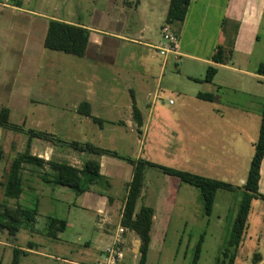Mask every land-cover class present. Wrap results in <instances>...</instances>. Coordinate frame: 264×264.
<instances>
[{
	"label": "rangeland",
	"instance_id": "rangeland-1",
	"mask_svg": "<svg viewBox=\"0 0 264 264\" xmlns=\"http://www.w3.org/2000/svg\"><path fill=\"white\" fill-rule=\"evenodd\" d=\"M67 1L25 0L24 7L53 12L58 7L63 9L66 3L69 6V2L73 0ZM81 1L78 0V8L82 7ZM193 1L186 21H179L174 25L180 32L179 42L182 48L179 50L182 53L177 57L168 54L165 67L154 70L153 87L161 86V90L159 94L152 93L147 98L152 108L145 109L143 132L137 134L129 128L124 130L125 138L118 152L223 180L231 183L234 190L218 188L212 212L207 214L200 188L181 181L176 175L165 174L156 167H148L149 180L142 189L140 199L155 203L164 197L165 205L167 204V216L162 219L163 235L158 243L159 249L152 256L155 264H189L200 241L202 250L198 264H228L229 256L235 251L233 248L226 251L227 235L239 208L241 193L255 153L264 105V0H233L244 3L240 6L242 9L237 19H232V23L227 19L224 21V10L229 7L230 0ZM4 17L2 15L0 18V45L4 49L8 47L9 53L5 50V56L0 47V108L9 100V95L6 94L9 92V81L10 85L14 81L5 57L9 58L8 62L13 60L16 64L13 58L21 41L17 37L19 29L10 28ZM236 30H239L238 35ZM234 43L235 51L229 63L233 62L234 67L221 68L213 78L215 84L208 85L204 80H189L190 75L199 80L204 79L209 65L188 58L184 52L202 56L215 46L224 44L234 47ZM46 51L40 62L32 102L28 107L24 103L22 111L15 108L11 121L26 128L44 129L38 123L39 115L46 114L47 121L53 125V118L56 116L54 128L59 136L64 139L73 138L81 144L87 143L89 141H86V135L89 133H86L81 124H77L78 134L70 136L71 133L66 128H69V116L72 113L63 106L71 98L70 89L72 83H75L73 74L81 68H76L77 60L65 56L67 53L63 51ZM153 51L160 53L159 49L157 52ZM50 55H57L55 61ZM159 55L165 57L161 53L157 56ZM75 57L79 59L78 56ZM219 82L231 86L220 91L221 101L204 100L195 96L196 90L216 93L215 86ZM19 86L21 87V81L18 82ZM16 91L17 94L10 95V105H17L14 101L16 95L22 97L20 91ZM61 115L63 117L59 118ZM24 117L28 120H22ZM81 131L85 132L80 135ZM27 138L25 133L0 126V208L2 205L28 208L38 206L37 223L30 228L31 231L28 227H22L13 236L7 229L0 228V264H12L16 255L15 248L27 250L19 253V264L103 262L99 256V241L94 240L99 237L100 229L106 227L105 223H98L94 210L81 206L82 198L72 188L47 183L42 179L43 175L53 173L49 164L41 168L24 164V192L18 198L5 197L4 182L11 163L15 156L25 150ZM45 141L48 143V140ZM48 144L52 149L46 150L51 154L49 159L52 161L82 167L85 160L94 156L90 151L82 153L79 148L69 144L55 145L51 141ZM31 149L35 153L43 151L38 144L33 143ZM117 190L123 195L125 189L121 187ZM260 191L264 193V165ZM50 217L62 218L69 223L66 230L56 237L48 233ZM124 249L122 264H130L131 258H126V254H130L126 242ZM225 251L228 257L224 256ZM258 257L264 258V199L255 197L251 202L246 232L236 250L234 264H264V260H259Z\"/></svg>",
	"mask_w": 264,
	"mask_h": 264
},
{
	"label": "crops",
	"instance_id": "crops-1",
	"mask_svg": "<svg viewBox=\"0 0 264 264\" xmlns=\"http://www.w3.org/2000/svg\"><path fill=\"white\" fill-rule=\"evenodd\" d=\"M230 1L229 7L227 6L228 8L224 10V21L228 20L232 23V19L233 21L237 19L241 12L242 8L240 6L244 2ZM81 2L82 7L80 8H78V0H73L69 2V6L66 3L63 9L58 7L53 12H46L24 7L25 0H15L14 2L0 0V18L2 15H5L4 18L7 20L9 27L19 29L17 37H20L21 40L18 43L16 56L13 58L16 64L13 60L8 62V57H5L6 64H9V73L14 77V81H12L11 85V81H9V92L6 93L7 96L9 95V100L3 106L9 107L12 111L11 115H13L15 108L22 111L21 109L24 103L28 107L32 102L31 96L36 85V78H39L42 55L48 49L44 46V41L50 19H61L84 26L90 30L89 43L84 56L77 59L75 55H65L75 58L73 60H77L75 63L76 68H81V72L78 70L73 74L75 83H72L70 89L71 98L69 103L63 105L65 109H68L72 113L69 116V128L66 129L71 133L70 136H73L74 133L78 134L79 129L77 128V124H81L86 133H89V135H86V141L96 146L109 148L118 152L119 146L125 138L124 130L129 128L132 132L140 133L138 131L137 121L133 117L134 103L141 111L144 120L145 109L152 108L147 98L152 93L154 95L160 93L161 86L159 88L153 87L154 70L158 67L163 69L168 62V58L161 57L160 55L157 56L160 54L157 50L162 39L161 29L166 22L170 0H82ZM193 2L192 0L188 6L187 15ZM187 15L183 22L186 21ZM172 25L180 36L179 30L174 26L175 23ZM238 31L236 30V35H238ZM181 48L182 45L180 44L179 49ZM215 48L216 46L202 56L195 55L191 52H184V55L207 66H216L218 69L217 73L221 68L234 67L232 65L233 62L229 64L232 58L226 63L213 61L211 57ZM1 49L6 56L9 48L6 47L4 49L2 45ZM233 49L235 51V43ZM180 53L182 52L179 50L178 54L173 55L177 57ZM49 57L55 61L54 58L57 55H50ZM84 70L85 72H83ZM188 78L192 82L203 81V78L199 80V78L191 75ZM158 80H160V74ZM19 81H21V87H18ZM207 84H215L214 79ZM228 87L230 88L231 86H227L224 82L216 84V93H213L216 95L215 99L221 101L220 91ZM16 90L20 91L19 93L22 94V97L16 95L14 101L17 105L13 104V102V105H10V95L17 94ZM199 92L209 91L196 90L194 93L197 98H199ZM82 101H88L92 115L101 119L103 122L99 123L94 121L92 117L79 113L78 107ZM19 103L21 106H19ZM44 115H39L38 123L42 124L44 128L39 130L58 135L59 133L54 128L57 117L54 116L53 125L49 124L46 118L47 115ZM62 115L59 118L64 116ZM24 119L28 120L27 117H24L22 120ZM30 119L34 120V118ZM39 124L36 125L39 126ZM143 127L144 124L141 127L142 132ZM45 128L48 129L46 130ZM85 131H81L82 133L80 135ZM65 140L71 141L73 138H66ZM48 143L41 138L34 139L33 144H38L43 151L40 153L32 152L50 160L51 154L48 149H52V147ZM46 148L48 149L46 150ZM93 155L89 158L95 157L99 160L101 165L100 172L104 176V180L101 183L102 185H92L90 190L79 196L82 198L81 206L94 210L98 216V223H105L104 226L106 225V227L100 229L99 237H96L94 240V242L99 241V256L102 259L104 250L110 243L111 235L121 220L127 185L133 175V165L117 157ZM75 156L78 157V155ZM125 156L133 158L141 157L137 155ZM263 165L264 161L262 167ZM147 170L145 185L147 180H149ZM121 187L125 189L123 195L117 190ZM95 188L101 190H95ZM144 195L145 191L143 190L142 197ZM143 204L151 205L155 208L151 229V242L146 261V264H155V259L152 256L153 252L159 249L158 243L161 235H163L161 230L162 219L167 216V204L165 205L164 197L155 203L149 200L143 201L141 198L137 203V210ZM110 221L112 224H110ZM68 225L69 223L66 220V228ZM126 232L125 242L130 249V254H126V258H131L132 263L130 264H137L140 257L139 245L141 240L134 231L127 229ZM89 243L91 244L92 242ZM24 251L27 252V250Z\"/></svg>",
	"mask_w": 264,
	"mask_h": 264
},
{
	"label": "trees",
	"instance_id": "trees-1",
	"mask_svg": "<svg viewBox=\"0 0 264 264\" xmlns=\"http://www.w3.org/2000/svg\"><path fill=\"white\" fill-rule=\"evenodd\" d=\"M191 1L192 0H170L166 15V23L174 24L179 21L183 22ZM89 34L90 30L84 26L61 19H50L44 46L51 50L63 51L67 54L82 57L89 43ZM233 51L232 45L220 44L215 48L211 58L217 63H226L232 58ZM217 71L218 69L216 66L209 65L203 80L211 82L217 74ZM198 97L204 100H213L216 95L210 92H199ZM78 111L85 116L92 117L94 121L99 123L103 122L101 119L92 115L90 103L88 101H82L78 107ZM133 117L137 121L138 131L142 133L141 127L144 124V120L141 111L135 103L133 105ZM0 126L25 133L28 136L25 150L13 158L7 179L4 182V195L6 198H18L24 192V164H29L37 168L49 164L53 173L50 175H43L42 179L54 185L68 186L72 188L77 195H82L90 190L92 185H100L104 180V176L100 172L101 165L97 158L94 157L85 160L82 167H77L67 162L47 160L32 152V143L36 138L51 141L55 145L69 144L75 148H79L81 152L90 151L97 156L109 155L130 162L133 165V175L127 185V193L120 223L127 229L134 231L141 240L138 264H146L155 214V208L151 205L143 204L137 210V203L145 185L146 170L148 167H156L161 169L165 174L176 175L181 181L188 182L200 188L205 201L207 214H211L212 212L215 194L218 188L222 187L234 190L231 183L223 180L209 178L189 171L178 170L173 167L155 163L143 157L133 158L121 155L115 150L96 146L93 143L87 142L81 144V142L75 140L68 141L57 134L33 127L26 128L22 124L11 121V109L7 106H3L0 109ZM263 161L264 105L261 112L259 135L255 142V153L251 160L247 180L241 193L239 208L233 218L227 235L226 251H230L232 248L233 251H235L229 256L228 264H234L235 262L236 250L240 246L246 232L252 199L255 197L264 199V193L260 191ZM37 215L38 206L36 208H28L21 205H17L16 207L2 205L0 208V228L7 229L9 234L13 236H15L17 231L22 227H28L27 229L31 231L30 228H33L37 223ZM65 228L66 220L58 217H50L49 235L56 237L60 232H63ZM201 250L202 241L196 245L192 260L189 264H198ZM22 251L24 250L15 248L16 255L14 256L12 264H19L18 256ZM226 251L224 256L228 257ZM262 258L258 257L257 259L262 260ZM219 260L220 258H218V261Z\"/></svg>",
	"mask_w": 264,
	"mask_h": 264
},
{
	"label": "built area",
	"instance_id": "built-area-1",
	"mask_svg": "<svg viewBox=\"0 0 264 264\" xmlns=\"http://www.w3.org/2000/svg\"><path fill=\"white\" fill-rule=\"evenodd\" d=\"M162 39L158 46V49L165 57L168 54H178L180 42L179 35L174 30L173 25L170 23H164L162 26ZM172 102V100H170ZM127 228L121 223L117 225L114 232L111 235L110 243L106 246L102 260L99 264H122L125 258V233Z\"/></svg>",
	"mask_w": 264,
	"mask_h": 264
}]
</instances>
